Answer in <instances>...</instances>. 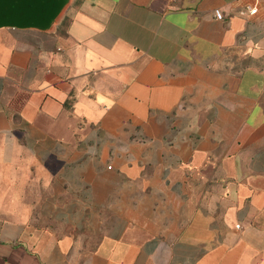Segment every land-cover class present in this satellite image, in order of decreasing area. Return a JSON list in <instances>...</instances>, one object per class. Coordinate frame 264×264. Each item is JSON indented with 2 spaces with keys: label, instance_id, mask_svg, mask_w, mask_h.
Returning a JSON list of instances; mask_svg holds the SVG:
<instances>
[{
  "label": "crops",
  "instance_id": "1",
  "mask_svg": "<svg viewBox=\"0 0 264 264\" xmlns=\"http://www.w3.org/2000/svg\"><path fill=\"white\" fill-rule=\"evenodd\" d=\"M0 264H264V0L0 27Z\"/></svg>",
  "mask_w": 264,
  "mask_h": 264
},
{
  "label": "water",
  "instance_id": "2",
  "mask_svg": "<svg viewBox=\"0 0 264 264\" xmlns=\"http://www.w3.org/2000/svg\"><path fill=\"white\" fill-rule=\"evenodd\" d=\"M62 0H0V27L45 28L58 14Z\"/></svg>",
  "mask_w": 264,
  "mask_h": 264
},
{
  "label": "built area",
  "instance_id": "3",
  "mask_svg": "<svg viewBox=\"0 0 264 264\" xmlns=\"http://www.w3.org/2000/svg\"><path fill=\"white\" fill-rule=\"evenodd\" d=\"M256 12H257V9H256V8H249V7H247V8H245V9L241 12V14H242V15H244V14H248V15H250V16H253V15L256 14ZM215 16H216V18L219 19V20H222V19H223V14H222V12H221L220 10H216V11H215Z\"/></svg>",
  "mask_w": 264,
  "mask_h": 264
}]
</instances>
